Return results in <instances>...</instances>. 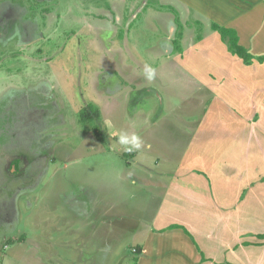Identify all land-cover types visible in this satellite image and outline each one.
I'll list each match as a JSON object with an SVG mask.
<instances>
[{
	"label": "rangeland",
	"instance_id": "374dc122",
	"mask_svg": "<svg viewBox=\"0 0 264 264\" xmlns=\"http://www.w3.org/2000/svg\"><path fill=\"white\" fill-rule=\"evenodd\" d=\"M222 2L0 0V261L41 264L39 245L47 264H134L206 96L181 88L185 71L158 55L175 28L165 6L200 32L203 15H224ZM252 28L261 46L264 24ZM145 64L156 66L152 81ZM122 83L137 86L133 101ZM89 105L104 142L81 121ZM121 132L142 150L125 152Z\"/></svg>",
	"mask_w": 264,
	"mask_h": 264
},
{
	"label": "crops",
	"instance_id": "0c3cea01",
	"mask_svg": "<svg viewBox=\"0 0 264 264\" xmlns=\"http://www.w3.org/2000/svg\"><path fill=\"white\" fill-rule=\"evenodd\" d=\"M227 1L222 2L224 15L212 22L233 28L255 57L264 55V40L258 46L251 31L264 24V0H251L247 7ZM203 16L200 39L198 31L182 23L181 50H175V24L159 49L164 52L158 55L187 74L181 88L184 84L206 96L173 171L164 173L161 197L134 264H264V62L246 64L232 54ZM23 19L18 17L22 27ZM121 86L130 90L132 101L140 93L134 83ZM17 258L3 256L8 263L0 264H15ZM49 258L37 245L32 260L47 264Z\"/></svg>",
	"mask_w": 264,
	"mask_h": 264
},
{
	"label": "trees",
	"instance_id": "16d2710c",
	"mask_svg": "<svg viewBox=\"0 0 264 264\" xmlns=\"http://www.w3.org/2000/svg\"><path fill=\"white\" fill-rule=\"evenodd\" d=\"M235 7L237 9H244L236 5ZM165 8L169 9L174 14L176 32H175V38L173 39V44H174V49L177 51H180L181 50L180 39L182 36V31H183V24L180 20L179 13L175 8H173L172 6H165ZM211 27L220 33L221 39L227 45L228 50L232 54L239 56L246 64H251L253 62V59H256L260 63L264 62V55L255 57L243 45L239 43L237 32L233 28L220 26L216 23H212ZM196 38L197 39L201 38L200 32H197ZM100 118L101 117H100L99 109L93 105H89L84 110L81 111V121L89 123L90 130L93 136L98 141L104 142L106 136L97 121V120H100ZM174 227H179V226L171 225L168 228H174ZM185 232L188 233L187 230H185ZM136 251L139 254L141 252V248L137 247ZM136 260L137 258L135 259V261Z\"/></svg>",
	"mask_w": 264,
	"mask_h": 264
},
{
	"label": "clouds",
	"instance_id": "9594fccd",
	"mask_svg": "<svg viewBox=\"0 0 264 264\" xmlns=\"http://www.w3.org/2000/svg\"><path fill=\"white\" fill-rule=\"evenodd\" d=\"M144 76L148 81H152L156 77V70L149 64H145L143 70ZM118 143L123 147L125 152L141 151L144 142L143 140L135 133L129 134L127 132H121L118 137Z\"/></svg>",
	"mask_w": 264,
	"mask_h": 264
}]
</instances>
